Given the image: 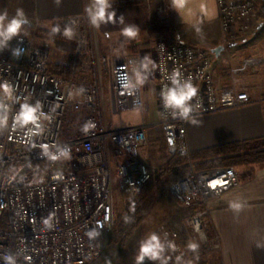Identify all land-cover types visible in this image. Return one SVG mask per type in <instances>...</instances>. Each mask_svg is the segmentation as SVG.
Returning <instances> with one entry per match:
<instances>
[{"label":"built area","instance_id":"1","mask_svg":"<svg viewBox=\"0 0 264 264\" xmlns=\"http://www.w3.org/2000/svg\"><path fill=\"white\" fill-rule=\"evenodd\" d=\"M87 7L91 9L89 0ZM218 19L228 42L247 37L264 21V0H217ZM168 21V15L162 17ZM78 47L72 74L81 63L107 58L85 49V36L96 28L90 15L66 19ZM83 29V31H82ZM19 57L8 58L0 49V82L12 85L11 99L0 92V264H88L97 259L104 241L113 231L114 200L117 187L124 195H134L151 179V170L141 158L147 146L148 130L161 127L170 155L185 157L190 173L170 185V193L183 205H199L188 224L200 255L206 249L220 250L219 235L210 236V203L240 185L234 167L194 168L188 141L187 122L178 110L165 108L161 89L171 86L167 77L179 69L184 79L191 77L199 88L193 99L192 117L220 112L250 103L254 98L236 82L240 76L260 71L264 58L248 55L227 68L232 83L218 88L213 74V58L205 49L161 38L155 45L159 119L112 127L103 115V79L95 69L91 81L70 83L50 70L51 45L36 44L24 34L16 37L13 49ZM12 49V50H13ZM141 57L130 54L111 66V89L119 111L144 107ZM264 101V94L258 98ZM40 105L39 127L15 122L21 103ZM70 109L87 113L86 126L77 135L65 136V120ZM85 126V127H86ZM47 146V147H44ZM175 249L169 247V243ZM164 243L174 264L181 259L182 245L175 231L164 232ZM179 258V259H177Z\"/></svg>","mask_w":264,"mask_h":264},{"label":"crops","instance_id":"2","mask_svg":"<svg viewBox=\"0 0 264 264\" xmlns=\"http://www.w3.org/2000/svg\"><path fill=\"white\" fill-rule=\"evenodd\" d=\"M109 3L112 5L109 11L116 12L117 21L101 22L95 27L96 31L103 48L115 52L118 60L131 53L142 55V86L149 80L158 81L157 66L148 63L145 56L156 62L152 48L159 38L204 46L213 58V74L218 88L232 83L227 74L230 65L238 64L248 55L264 58V21L247 37L228 42L218 19L217 0H183V7H173V0H109ZM87 4L86 0H59V3L56 0H33L34 16L51 24L84 15ZM89 4L94 10V0H89ZM121 15L124 16L123 23L119 21ZM164 15L169 17L167 26L160 23ZM132 24L138 26L140 32L134 40H128L120 30ZM220 45L225 48L217 54L214 49ZM145 63H148L147 69L143 67ZM236 82L257 100L190 118L196 121L195 124L187 122L192 155L213 147L264 137V101L258 100L264 94V63L258 73L240 76ZM128 118L129 115L115 127L136 124ZM236 170L240 185L210 203V236L219 235L222 248L206 249L200 256V264H264V162L237 165ZM229 201L242 204V209H229Z\"/></svg>","mask_w":264,"mask_h":264},{"label":"rangeland","instance_id":"3","mask_svg":"<svg viewBox=\"0 0 264 264\" xmlns=\"http://www.w3.org/2000/svg\"><path fill=\"white\" fill-rule=\"evenodd\" d=\"M17 8H22L24 10L29 21L27 25L30 27V29L26 31V36L32 38L36 44H41L44 42L50 43V63H64L70 66V75L63 76L68 82L66 89H69L70 83L73 81H91L94 70L99 68L101 69L104 92L103 115L110 126L115 127L127 115H129L128 119L135 123L142 121H158V81L154 79L149 80L143 86V109L128 110L132 112L127 113L126 111H119L115 107L114 95L111 89V66L115 61H118V57L116 56L117 54L115 52H108L103 48L99 33L97 31L95 35L94 32L91 33V36L90 34H87L85 36L86 40L84 43H82V45L85 46V49L92 48L93 51H95V54L105 56L107 61L100 65L97 61L81 63L79 65V69L75 70L74 74H72L71 67L78 45L76 41L69 40L62 35L67 20L64 19L61 21H56L51 24L41 22L34 16L33 0H0V12H4L6 10L8 12L9 18L15 15ZM160 23L164 26L168 25V22L164 21L163 19H160ZM56 25H59L60 33L53 36L50 34L51 29ZM14 41L15 38L13 40V44ZM8 43L6 47L2 48V50L8 49ZM155 45L152 48L154 52ZM190 46L196 49H205L202 45ZM135 54H139L140 57H142L140 53ZM128 55H126L123 59H125ZM145 86H147V88H145ZM240 86L242 87V85ZM86 118L87 113L85 111H76L74 109H70L67 112L65 120V136L79 134L86 126ZM147 134L149 142L147 146L142 149L141 158L148 164L151 170V179L134 195H124L117 187L115 188L114 223L118 220L119 216L125 213V209L130 203H136L137 201L139 203L137 204L138 206L149 207V210L146 211V214L140 221L139 226L136 228L134 234L126 241L124 245H119L116 241L112 240L115 231L114 229H116V227L113 225L112 233L108 235L104 241L101 255L88 264H135V255L139 249L140 241L147 239L148 236L153 232L159 236L160 242L164 246V250L161 253L160 260H149L148 258H145L143 264H162V261L166 262V264H174L173 258L167 252L164 243V232L169 230L175 231L179 234V242L183 249L181 255L182 261L188 262L189 264H200V256H202L199 252L200 249L193 252L189 249L187 250L186 248L190 242H194L188 221L190 216L199 207V205H183L170 193V185L166 183L169 173H165V171H167L165 166L168 161L174 159V156L170 155L167 151L163 132L160 126L155 125L153 128L148 130ZM227 167H234L237 169V166ZM195 169L198 172L204 171L199 170L198 168ZM180 176L181 175H178L177 178ZM208 234L210 235L209 230ZM190 252H193V254L191 255Z\"/></svg>","mask_w":264,"mask_h":264},{"label":"clouds","instance_id":"4","mask_svg":"<svg viewBox=\"0 0 264 264\" xmlns=\"http://www.w3.org/2000/svg\"><path fill=\"white\" fill-rule=\"evenodd\" d=\"M56 3H59V0H56ZM183 6V0H173V7ZM111 7L112 5L109 3V0H94V10L86 7L85 12L89 13L92 25L99 27L101 22L116 23V12L114 10L109 11ZM119 21L123 23V15L119 17ZM28 23L29 21L22 8H17L15 15L11 18L8 17V12L6 10L4 12H0V49L6 47L7 43L14 37H21L22 33L27 35L25 26ZM120 31L121 35L125 36L128 40H134L139 35L140 29L138 26L132 24L122 28ZM58 33H60L59 25L52 27L50 34L54 36ZM62 35L65 38L71 40L74 37V32L70 28L66 27ZM105 35L108 36L110 34L105 33ZM20 52L21 49L19 47L13 49V57H19ZM145 60L148 63H151L153 67L157 66L156 62L151 60L150 56L146 55ZM148 63L143 65L145 69H147ZM167 79L170 80L171 86L165 85L161 89V98L163 100L164 107L178 110L182 119L195 124L196 121L189 120V113L192 111L191 102L195 97H197L199 88L193 84L191 77L184 79L179 69H173L172 73L167 77ZM12 90V85L8 80L0 82V92H3L10 99ZM39 109V103H37L35 107L28 104L27 102L21 103L20 109L14 118L15 122L21 124L22 126L33 124L39 127L37 123L39 120L37 115ZM6 123L7 117L0 116V125H4ZM86 130L87 126L85 127V131ZM242 207L243 205L238 202L229 201V209L233 211H240ZM169 247L175 249V245L171 242L169 243ZM187 247L189 250L195 252L198 250L199 245L196 242H190ZM163 250L164 246L161 244L159 236L153 232L148 236L147 239L140 241L139 249L135 255V264H143L145 258H148L149 260H160ZM9 261L11 264L10 258ZM162 264H166V262L162 261Z\"/></svg>","mask_w":264,"mask_h":264},{"label":"trees","instance_id":"5","mask_svg":"<svg viewBox=\"0 0 264 264\" xmlns=\"http://www.w3.org/2000/svg\"><path fill=\"white\" fill-rule=\"evenodd\" d=\"M167 4L169 7V2ZM25 28L26 31L30 29L28 25ZM14 38L9 41L8 49L4 50L8 58H11ZM50 70L60 76L70 75V66L64 63H50ZM173 156L174 159L168 161L165 166L167 170L165 173H169L166 179L168 185L175 182L178 179V175L182 177L190 173L187 158L178 155ZM191 158L194 161L195 168L199 170L264 162V137L206 149L192 155ZM137 204H139L137 201L136 203H130L125 209V213L119 216L118 220L114 223L116 229H114L112 240L116 241L119 245H124L134 234L146 211L149 210V207H142Z\"/></svg>","mask_w":264,"mask_h":264},{"label":"water","instance_id":"6","mask_svg":"<svg viewBox=\"0 0 264 264\" xmlns=\"http://www.w3.org/2000/svg\"><path fill=\"white\" fill-rule=\"evenodd\" d=\"M224 46L223 45H220V46H218V47H216L215 49H214V52H216L217 54L218 53H220V51H222V50H224Z\"/></svg>","mask_w":264,"mask_h":264}]
</instances>
